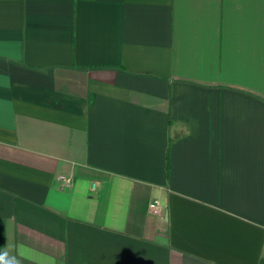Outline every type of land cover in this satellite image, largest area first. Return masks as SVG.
Listing matches in <instances>:
<instances>
[{"label": "crops", "instance_id": "crops-1", "mask_svg": "<svg viewBox=\"0 0 264 264\" xmlns=\"http://www.w3.org/2000/svg\"><path fill=\"white\" fill-rule=\"evenodd\" d=\"M0 264H264V0H0Z\"/></svg>", "mask_w": 264, "mask_h": 264}, {"label": "built area", "instance_id": "built-area-1", "mask_svg": "<svg viewBox=\"0 0 264 264\" xmlns=\"http://www.w3.org/2000/svg\"><path fill=\"white\" fill-rule=\"evenodd\" d=\"M59 179H60L61 181H63V182H66L65 178H63V177H60ZM148 208H149V211H150L152 214H154V215L158 214V212H159V210H160V206H159L158 202H156V201L151 202V203L148 205Z\"/></svg>", "mask_w": 264, "mask_h": 264}]
</instances>
